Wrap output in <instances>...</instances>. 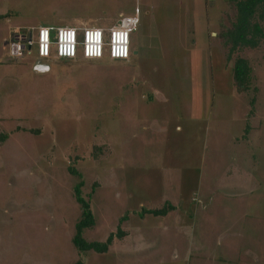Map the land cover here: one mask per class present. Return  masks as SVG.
Wrapping results in <instances>:
<instances>
[{"label": "rangeland", "instance_id": "rangeland-1", "mask_svg": "<svg viewBox=\"0 0 264 264\" xmlns=\"http://www.w3.org/2000/svg\"><path fill=\"white\" fill-rule=\"evenodd\" d=\"M235 13L229 0H0V264H264V37L229 52ZM132 15L126 59L11 51L39 25L105 33ZM76 184L92 220L79 237L112 234L102 252L72 243Z\"/></svg>", "mask_w": 264, "mask_h": 264}, {"label": "built area", "instance_id": "built-area-1", "mask_svg": "<svg viewBox=\"0 0 264 264\" xmlns=\"http://www.w3.org/2000/svg\"><path fill=\"white\" fill-rule=\"evenodd\" d=\"M136 15L121 17L119 24L108 27L106 32L96 26L76 29L73 26L55 28L53 34L48 26L39 25L34 29L32 41L15 33L11 51L21 54L34 42L37 58L47 57L50 53L55 58L74 57L78 52L84 59L98 58L104 53L110 59H126L129 56V32L136 26Z\"/></svg>", "mask_w": 264, "mask_h": 264}, {"label": "trees", "instance_id": "trees-1", "mask_svg": "<svg viewBox=\"0 0 264 264\" xmlns=\"http://www.w3.org/2000/svg\"><path fill=\"white\" fill-rule=\"evenodd\" d=\"M234 3L235 18L230 29L225 30V41L229 43V52L238 46H255L258 40L264 37V28L260 21H264V0H229ZM102 57V56H101ZM99 58V57H98ZM250 67L245 58L238 56L232 65V81L239 91L245 89L249 79ZM3 137L0 136V140ZM75 200L79 203L80 219L75 224V233L71 236L72 243L78 250H96L102 252L112 240V234H107L104 241L83 242L79 234L81 230L91 225V214L87 204L78 194V185L73 187ZM166 206L149 210L148 213L165 212Z\"/></svg>", "mask_w": 264, "mask_h": 264}, {"label": "crops", "instance_id": "crops-1", "mask_svg": "<svg viewBox=\"0 0 264 264\" xmlns=\"http://www.w3.org/2000/svg\"><path fill=\"white\" fill-rule=\"evenodd\" d=\"M190 198L192 199V197H190ZM140 217L142 218V215H141ZM112 240H113V238H112ZM112 240H111V242H110L109 244H112V242H113ZM109 244H108V245H109ZM132 264H133V263H132Z\"/></svg>", "mask_w": 264, "mask_h": 264}, {"label": "water", "instance_id": "water-1", "mask_svg": "<svg viewBox=\"0 0 264 264\" xmlns=\"http://www.w3.org/2000/svg\"><path fill=\"white\" fill-rule=\"evenodd\" d=\"M41 67H42V64H41Z\"/></svg>", "mask_w": 264, "mask_h": 264}]
</instances>
